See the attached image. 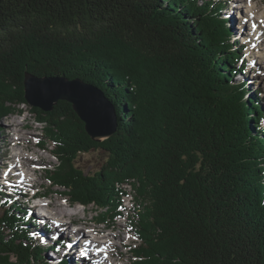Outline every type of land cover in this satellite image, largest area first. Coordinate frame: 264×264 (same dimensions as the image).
Here are the masks:
<instances>
[{
	"label": "trees",
	"instance_id": "trees-1",
	"mask_svg": "<svg viewBox=\"0 0 264 264\" xmlns=\"http://www.w3.org/2000/svg\"><path fill=\"white\" fill-rule=\"evenodd\" d=\"M226 4L0 0V121L27 105L26 73L105 94L117 129L102 141L64 101L31 110L44 124L39 146L57 162L46 179L58 194L94 207L100 224L124 218L132 196L133 264H264L261 91L246 97L247 82L235 79L246 62ZM98 150L99 171L76 166ZM0 210V264H52L30 236L28 209L2 188Z\"/></svg>",
	"mask_w": 264,
	"mask_h": 264
},
{
	"label": "rangeland",
	"instance_id": "rangeland-1",
	"mask_svg": "<svg viewBox=\"0 0 264 264\" xmlns=\"http://www.w3.org/2000/svg\"><path fill=\"white\" fill-rule=\"evenodd\" d=\"M228 1V0H224ZM230 5L229 8L225 7L222 14L227 19L228 27L231 28L239 41H242L241 44H246V49H244V54L246 55L247 61H245V65L247 66L245 70V74L243 77L239 75L235 77L236 80H244L247 82L246 89L248 92L247 96H251L253 92L260 90L261 96L260 101L262 100V110L264 112V84L262 83L264 73V65L261 64L262 61L256 59L254 53L252 52V47H254L252 41L250 40L252 37L253 31L251 30V23L248 22L247 18H245L244 12L241 10L245 8L246 5L249 3L255 7L254 13L252 16L255 17L256 20L259 19V16L264 15V0H229ZM245 1V2H244ZM232 2H236L233 4V7H230ZM228 5V4H227ZM236 5V6H235ZM238 8V9H236ZM233 9V10H232ZM239 10V11H238ZM232 11V12H231ZM234 11V12H233ZM239 24V25H237ZM256 25V24H255ZM241 28V29H240ZM239 36V37H238ZM249 36V37H248ZM242 38V40H241ZM246 39V41H245ZM263 48V47H261ZM256 63V64H255ZM262 69V70H261ZM31 106L29 105H22L19 106L20 113L16 112L13 114H9L6 118L4 117L0 121V187L4 190L2 191H12L11 200H13L16 205H19L22 209L25 207L28 210H32L30 206H27L26 202L28 201L22 192H20L19 188L17 187L18 184L16 183L15 186L11 185L13 183H6L2 179L5 178V171L8 170L7 167L11 165V158L15 154L14 149L17 147L16 142H13L15 136L12 133V130L19 132L21 137H25L28 139L27 143L21 142L19 146L21 148H32L30 149L31 152H26L28 156L31 154L34 155V159H43V162H35L38 164L39 172L36 173L34 179L37 181L35 185L29 182H26L25 188H30L31 190H36L41 195L48 194L44 201H42L45 205L49 204L52 199L58 200V206H53L49 208L47 214H53L54 210L63 211L64 214L74 215L78 229L83 228L85 232H83L79 237H76V230L73 226L66 225L62 227V229L58 228L57 224L48 219H43L45 217H39L37 212H29L26 211L27 216L31 219L29 222L30 226V236L38 240L41 243V246L47 250L45 256H47V260L52 261V264L56 261L62 260L63 258H67L68 264H107V262H111L110 260L102 262H97V260L92 259L88 261L86 257L81 258L78 252V246L82 244V239H86L89 236V230L95 229L97 232H101L102 235L97 236L100 237L99 241L102 244L110 245L111 242L114 244V247L109 249L110 254L112 255V262L113 264H133L134 260L131 255V249L135 247L137 243L136 237L133 235V228H132V218L134 215V201L132 196H127L124 198V218L116 219L114 221H109L107 224H100L94 220V218L98 215L96 209L92 206L88 207H81L76 206L75 204H71L67 207V197L61 196L56 191H60L58 188H51L49 183L46 179V170L48 168H52L54 165L57 164L56 160L52 156L50 152V148L47 145L43 147L39 146L41 142L42 136V128L44 127L43 123L38 122L35 118V113L31 110ZM13 123L16 125L14 127ZM264 125V121L261 122ZM26 134V135H24ZM27 141V140H26ZM13 142V143H11ZM105 155L100 150L90 152L88 154H83L77 159L76 166L81 170L85 171L86 173L93 174L96 171H99L103 164L105 163ZM19 175V174H18ZM264 176V172H263ZM7 184L3 186V184ZM29 184V185H28ZM35 185V186H34ZM14 187V188H13ZM127 191L130 190V187H127ZM133 193L132 191L130 192ZM9 195V194H7ZM67 201V202H66ZM60 205V206H59ZM61 211V212H62ZM2 214L0 210V215ZM77 215V216H76ZM71 218V217H70ZM73 219V218H71ZM68 221V219H65ZM34 223L38 227H34ZM85 223V224H84ZM69 227V229H68ZM72 232V233H71ZM112 234H117L119 237H113ZM101 239V240H100ZM77 240L79 242H77ZM110 240V242H109ZM106 242V243H105ZM109 243V244H108ZM65 244V245H64ZM70 244L71 247H66V245ZM62 246V247H61ZM112 250V251H111ZM57 251V253H56ZM93 256V255H92ZM85 258V259H84ZM14 262V259H12Z\"/></svg>",
	"mask_w": 264,
	"mask_h": 264
},
{
	"label": "water",
	"instance_id": "water-1",
	"mask_svg": "<svg viewBox=\"0 0 264 264\" xmlns=\"http://www.w3.org/2000/svg\"><path fill=\"white\" fill-rule=\"evenodd\" d=\"M23 90L26 104L43 112H51L58 101L70 104L93 141L108 139L117 129L114 107L92 84L64 77L38 78L26 73Z\"/></svg>",
	"mask_w": 264,
	"mask_h": 264
},
{
	"label": "bare ground",
	"instance_id": "bare-ground-1",
	"mask_svg": "<svg viewBox=\"0 0 264 264\" xmlns=\"http://www.w3.org/2000/svg\"><path fill=\"white\" fill-rule=\"evenodd\" d=\"M245 1H250V0H245ZM236 9H238V8H236ZM241 11L244 12L245 18H247L248 22L251 23V25H252L251 26V30L253 31L252 33H254V34H252V37H251L250 40L252 41V43L254 45V50H255L254 55H256L255 57L258 58V59H264V41H263V37L261 36V35L264 34V15L263 16H259V19L256 20L255 17L252 16V13H254V11H255V7L252 4H250V3L248 5H246L245 8H243ZM257 31H258V34L256 33ZM261 47H263V48H261ZM262 75H263L262 83L264 84V73H262ZM13 125H14V127L16 126L14 123H13ZM12 133L15 136L13 142H16L15 146H17V147L14 149L15 154L11 158V165L9 167H7L8 170H6L5 172L6 173H10L11 175L14 174V172H16L15 176H17L19 178L25 177V178H27L26 182L35 184L37 186L39 183L37 184V181L34 179V177L36 176V173H38L41 169L39 170L38 164H35V162H38V160L40 162H43L44 160L43 159H37V160L34 159L33 157H34L35 154L34 155L31 154L30 156H28L25 151L32 153V151L30 150L32 148H30V149L21 148L19 146V143H21V142L27 143L28 139L25 138V137H21L19 135V132L15 131L14 129L12 130ZM24 135H26V134H24ZM13 142H11V143H13ZM17 174H20V175H17ZM57 202H58V200L52 199V201H50V203H49V207L51 208L52 205L54 207L58 206ZM61 211L60 210L59 211L54 210L52 215L48 214V216H46V219L54 221L57 224L58 228H60V229H62V227H65L67 225L66 224L67 222H64L65 217H68L71 220V222H75L76 221L75 217H73L74 215L64 214L63 211L62 212ZM70 217L73 218V219H71ZM43 219H45V218H43ZM68 229H69V227H68ZM89 231H90L89 232V236L86 237V239L84 241H89V239L92 238L93 242H98L100 237H94L92 235V233H94L96 231V228L95 229L94 228L90 229ZM83 232H85L83 228L79 229L77 231L76 237L78 238L79 235H81ZM112 236L114 238L115 237H119V235H117V234H112ZM77 242H79V241L77 240ZM109 242H110V240H109ZM69 245L70 244L66 245V247L67 246L69 247ZM87 245H88L87 242H86L85 245L83 244V246H87ZM99 245L100 246H105V245L107 246V244H102V242L99 243ZM112 247H114V244H112V242H111V244L106 247V250H109ZM93 252H95V251H93ZM85 254H86L85 255L86 259L88 261H90L91 257H93L92 254H90L87 251L85 252ZM106 254H107V258L112 256L111 254H108L107 252H106ZM102 255H103L102 256L103 259L106 258L105 254H102ZM97 258H99V257H97ZM107 264H113V263L107 262Z\"/></svg>",
	"mask_w": 264,
	"mask_h": 264
},
{
	"label": "snow or ice",
	"instance_id": "snow-or-ice-1",
	"mask_svg": "<svg viewBox=\"0 0 264 264\" xmlns=\"http://www.w3.org/2000/svg\"><path fill=\"white\" fill-rule=\"evenodd\" d=\"M69 247H71V245H69Z\"/></svg>",
	"mask_w": 264,
	"mask_h": 264
}]
</instances>
